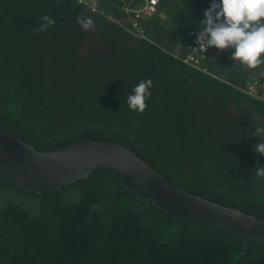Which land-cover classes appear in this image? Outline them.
Masks as SVG:
<instances>
[{
  "label": "trees",
  "instance_id": "trees-1",
  "mask_svg": "<svg viewBox=\"0 0 264 264\" xmlns=\"http://www.w3.org/2000/svg\"><path fill=\"white\" fill-rule=\"evenodd\" d=\"M124 5L0 0V126L38 151L117 142L172 185L264 219V178L255 174L264 168V104L231 86H244L259 65L212 46L207 66L216 79L167 53L185 52L208 0H160L145 23L156 45L116 23ZM43 15L53 25L38 32ZM87 15L94 28L84 31L77 17ZM145 79L147 107L130 110L127 96ZM71 188L81 191L77 203L56 199ZM40 197L48 200L36 219L16 205L0 208V264H264V244L243 247L222 230L159 211L104 170Z\"/></svg>",
  "mask_w": 264,
  "mask_h": 264
},
{
  "label": "water",
  "instance_id": "water-1",
  "mask_svg": "<svg viewBox=\"0 0 264 264\" xmlns=\"http://www.w3.org/2000/svg\"><path fill=\"white\" fill-rule=\"evenodd\" d=\"M96 170L106 171L125 192L168 215L222 230L241 239L243 247L252 242L264 244V219L172 185L124 145L88 140L38 151L0 126V185L49 196L87 179Z\"/></svg>",
  "mask_w": 264,
  "mask_h": 264
},
{
  "label": "clouds",
  "instance_id": "clouds-1",
  "mask_svg": "<svg viewBox=\"0 0 264 264\" xmlns=\"http://www.w3.org/2000/svg\"><path fill=\"white\" fill-rule=\"evenodd\" d=\"M218 9V10H217ZM223 17V20L221 19ZM36 31H46L53 20L43 15ZM77 23L82 30L94 28L92 16H78ZM204 31L197 37V42L217 49L234 47L233 59L246 66L255 68L264 63V0H220L213 2L204 12ZM207 37V39H205ZM152 80L145 79L135 85L127 96L130 110L143 112L147 107L146 98L151 95ZM264 132L258 128L257 133ZM257 151L264 154V144L257 145ZM257 177L264 178V168L255 172Z\"/></svg>",
  "mask_w": 264,
  "mask_h": 264
},
{
  "label": "built area",
  "instance_id": "built-area-1",
  "mask_svg": "<svg viewBox=\"0 0 264 264\" xmlns=\"http://www.w3.org/2000/svg\"><path fill=\"white\" fill-rule=\"evenodd\" d=\"M209 7L215 2L220 3V0H208ZM79 3H82L80 1ZM125 5L122 8L124 12V18L116 21L121 25L125 31L134 38L156 45L152 38L148 35L145 23L151 20L157 13L160 0H129L124 2ZM218 10V9H217ZM92 11L96 12V8L93 6ZM205 25L200 28L192 30L189 33V43L183 52L181 45L178 46L177 51L169 53L175 59L179 60L183 64L213 78L219 79L214 75L207 66L209 60V52L212 46H207L206 43L202 44L197 42V37L204 31ZM207 39V37H205ZM233 86L243 95L253 99L255 101L264 104V64L259 65L258 74L248 80L244 86Z\"/></svg>",
  "mask_w": 264,
  "mask_h": 264
},
{
  "label": "rangeland",
  "instance_id": "rangeland-1",
  "mask_svg": "<svg viewBox=\"0 0 264 264\" xmlns=\"http://www.w3.org/2000/svg\"><path fill=\"white\" fill-rule=\"evenodd\" d=\"M81 198V191L78 188H71L60 193L56 198L62 204L77 203ZM48 200L40 196H32L17 191L12 188L0 189V208H4L9 204L19 206L25 210L32 219L38 218L42 203Z\"/></svg>",
  "mask_w": 264,
  "mask_h": 264
}]
</instances>
